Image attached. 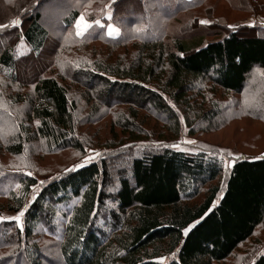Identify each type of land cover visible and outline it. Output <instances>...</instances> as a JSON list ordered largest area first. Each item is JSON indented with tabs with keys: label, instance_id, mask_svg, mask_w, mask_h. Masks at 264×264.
Here are the masks:
<instances>
[{
	"label": "trees",
	"instance_id": "trees-1",
	"mask_svg": "<svg viewBox=\"0 0 264 264\" xmlns=\"http://www.w3.org/2000/svg\"><path fill=\"white\" fill-rule=\"evenodd\" d=\"M0 1V217L24 211L22 229L0 220V264H222L250 243L249 264H264V149L228 170L216 154L166 144L184 129L224 131L239 110L241 120L251 110L264 121V25L231 29L215 15L218 5L222 13L252 6ZM55 1L57 29L43 9ZM81 16L93 26L77 36ZM248 91L242 111L237 97ZM152 139L163 144H139ZM87 147L105 151L41 187L27 174L47 158L84 157Z\"/></svg>",
	"mask_w": 264,
	"mask_h": 264
},
{
	"label": "rangeland",
	"instance_id": "rangeland-1",
	"mask_svg": "<svg viewBox=\"0 0 264 264\" xmlns=\"http://www.w3.org/2000/svg\"><path fill=\"white\" fill-rule=\"evenodd\" d=\"M3 1L6 4H10L11 1L13 2V0H3ZM187 1H191V0H187ZM241 1L242 3L247 2L246 5L252 6L251 10L247 12L244 11L245 13L239 11H230L229 13H224V12L222 13L221 10L222 8L218 5L215 15L225 16L226 21L228 22L229 27L231 29L233 28L237 29L245 25L253 26L259 24L263 26L264 8L261 11L262 13L255 12L253 8L255 6L258 7L259 4H264V0H241ZM57 3L58 1H55L54 5H48L47 7L43 8L44 10H47L46 14H49L48 17H50L51 19L54 17L55 20L57 19L56 22L52 25L56 29H57L56 26L58 20L61 18V12L63 11L62 10L63 7L62 6L58 7ZM254 4H258V5H254ZM2 5L3 3L0 1V7H2ZM202 9L206 10V8H202ZM2 15L3 17L5 16L4 14ZM9 17L10 15H7V18H5V20H8ZM186 20L187 17L175 21L173 23L174 25L171 27L170 30L172 32L179 30L180 27L186 24ZM202 20H204V18ZM18 23L20 24L21 20H18ZM249 91L244 96L237 97L239 101L238 105L242 106L240 108L242 111H243V107L245 106L248 100ZM236 108L239 107L237 106ZM241 113L242 112L240 110L235 112V117H236L235 123L233 124L232 127L224 131L214 132L212 134L204 135L200 137H192L188 134V131L184 129L181 134V137L177 141L166 143L167 147H169L170 149L181 150L189 153H196L199 151L211 152L213 154L222 157L225 163V167L228 168V170H230L229 168L236 160L240 158L249 157L253 154H257L264 149V121L262 119L261 121H255L254 114L251 110L248 115L243 113V119L241 120L240 118ZM160 142L161 141L152 139L149 141L140 142L139 144L146 146H160L163 144ZM173 145H175V147H173ZM104 149L105 148L93 149L87 147L86 155L84 157L76 153H69L62 155L61 158H57V157L47 158L30 168L32 169L30 170L31 176L35 177L38 180L41 187L43 184L51 181L54 177H56L62 170L60 168L65 167L68 164H72V163H73L72 166H70L71 168H75V169L79 168L89 163L92 160L100 158L101 154L105 151ZM70 167L63 169V171L68 170ZM28 173L29 172H27V174ZM227 173H225V175L222 177L220 181L221 184L225 183L226 178L228 176ZM37 188H35V190ZM22 212L24 213V211ZM18 214L19 213H15V214L4 213L2 215V218L9 220L7 219L8 217H15ZM9 221H15V220L12 219ZM43 243L53 244L54 242L49 239H44ZM251 245L252 244L250 243L247 247L239 248V250L234 254L232 258H230L229 260H227V262L222 264H241L242 262H246L247 264H249L250 263L249 257L253 253L252 250L255 248V246L251 247ZM53 250L56 249L54 248ZM54 260L56 261V259ZM45 264H53V260L52 259L46 260Z\"/></svg>",
	"mask_w": 264,
	"mask_h": 264
},
{
	"label": "snow or ice",
	"instance_id": "snow-or-ice-1",
	"mask_svg": "<svg viewBox=\"0 0 264 264\" xmlns=\"http://www.w3.org/2000/svg\"><path fill=\"white\" fill-rule=\"evenodd\" d=\"M109 19H110V17H109ZM95 25L96 26H99V27H101V28H103V27H107V34H108V36H119L120 35V30H119V28H117V27H114L112 24H107V25H104V24H102L101 23V21H99V20H96L95 22ZM200 23L201 24H207L208 23V21H200ZM12 24H13V26H16L17 25V21H15V20H13L12 21ZM93 26V24L92 23H89L87 20H85V18L83 17V16H81L77 21H76V23H75V28H76V35L77 36H83L84 34H85V32L89 29V28H91ZM6 27V25H4V24H0V29H3V28H5ZM173 147H175V145H173ZM97 155H99V154H97ZM28 175H31V173L29 172L28 173ZM23 215H24V213L23 212H20L17 216H15V217H8L7 219H9V220H12V219H14L16 222H17V225L19 226V227H21V229H22V227H23V223H22V221H21V217H23ZM2 219H4V218H2V217H0V220H2ZM187 232H188V230L187 229H185V235H187Z\"/></svg>",
	"mask_w": 264,
	"mask_h": 264
},
{
	"label": "water",
	"instance_id": "water-1",
	"mask_svg": "<svg viewBox=\"0 0 264 264\" xmlns=\"http://www.w3.org/2000/svg\"><path fill=\"white\" fill-rule=\"evenodd\" d=\"M20 22V21H19Z\"/></svg>",
	"mask_w": 264,
	"mask_h": 264
}]
</instances>
